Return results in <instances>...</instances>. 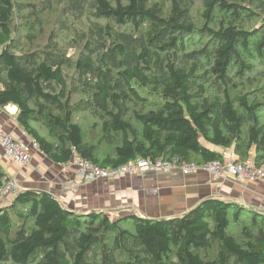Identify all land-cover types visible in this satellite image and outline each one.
Segmentation results:
<instances>
[{
	"label": "trees",
	"instance_id": "trees-1",
	"mask_svg": "<svg viewBox=\"0 0 264 264\" xmlns=\"http://www.w3.org/2000/svg\"><path fill=\"white\" fill-rule=\"evenodd\" d=\"M54 1L0 0V107L17 106L51 161L203 164L232 148L264 164V98L240 88L264 77V0H57L47 32L38 14ZM23 11L33 21L18 35ZM9 177L0 160V190ZM0 264H264V212L211 197L182 215L114 218L19 187L0 203Z\"/></svg>",
	"mask_w": 264,
	"mask_h": 264
},
{
	"label": "crops",
	"instance_id": "crops-1",
	"mask_svg": "<svg viewBox=\"0 0 264 264\" xmlns=\"http://www.w3.org/2000/svg\"><path fill=\"white\" fill-rule=\"evenodd\" d=\"M17 112L18 108L13 104L4 108L0 107V127L29 147L32 162L26 166H31L30 169L33 168V172H36L38 167L42 168V162L45 163L47 170H43V172L46 176H52L50 182L55 185V187L46 189L32 188L46 192H59L57 176L58 173H61L62 168L65 169L72 184L79 188L77 192L76 190H66L67 192L63 194L67 207L76 212L89 213L101 209L108 211L117 209L119 212L114 218L125 213L164 218L182 215L204 199L211 197L235 201L264 212V178L257 181L238 182L235 178L230 177L227 180L215 182L210 181L209 175L205 172L183 174L180 171H173L139 176L122 175L80 184L76 165L71 163L72 161L66 165L54 163L43 152L34 148L33 138H30L16 121ZM217 149L222 153L223 158L240 160L232 148ZM254 153L255 151L252 150L250 158L254 159ZM0 160L10 176L15 175L17 179L21 178V171L17 168L21 169L22 165L6 156L1 147ZM26 175L27 178L28 171H26ZM31 179L33 180V177Z\"/></svg>",
	"mask_w": 264,
	"mask_h": 264
},
{
	"label": "built area",
	"instance_id": "built-area-1",
	"mask_svg": "<svg viewBox=\"0 0 264 264\" xmlns=\"http://www.w3.org/2000/svg\"><path fill=\"white\" fill-rule=\"evenodd\" d=\"M32 145L38 149L37 142L33 139ZM0 146L6 156L16 163L25 166L32 162V155L29 147L16 139L11 134L6 133L0 127ZM77 168V178L79 183L87 184L100 179L115 178L117 176L129 175L139 176L148 173H171L180 171L183 174L205 172L209 175L210 181H224L235 178L238 182L257 181L264 178V164L258 165L254 159L236 160L229 157L214 159L207 163L199 164L182 160L175 157L170 160L164 158H137L118 167H103L88 159L75 157L72 162ZM17 178L10 176L0 190V203L5 202L8 196L14 195L19 190Z\"/></svg>",
	"mask_w": 264,
	"mask_h": 264
},
{
	"label": "rangeland",
	"instance_id": "rangeland-1",
	"mask_svg": "<svg viewBox=\"0 0 264 264\" xmlns=\"http://www.w3.org/2000/svg\"><path fill=\"white\" fill-rule=\"evenodd\" d=\"M30 1V0H28ZM35 1L37 4H40L42 0H33ZM62 7V4L57 2V0L54 1V6L48 10L46 13H42V14H38L39 17H41L40 19V23H39V26L42 25V28L43 29H47V32H49L52 28H54L55 26L58 27V22H56V16L57 14H59L60 12V8ZM201 12V7H200V3H197L196 6L194 7L192 13H193V17L195 20L199 21L200 20V13ZM28 14V13H27ZM26 14V11H23L22 13H19L17 12V14H15V18H14V24L17 25V32L18 35H24L27 33V25L30 24L31 21H33V18L31 19L30 17H28V15ZM50 18L51 21H50ZM255 22V21H254ZM67 37L68 38H73L74 36V33L72 32H67ZM67 38V39H68ZM72 52H76V51H79L78 48H73L72 47ZM262 73H264V68H262L261 70ZM259 74V73H258ZM257 75L253 76V80L250 81V80H245L244 83L241 84L240 88L242 91H245V92H249L250 95H251V98L254 99L255 97H261V98H264V77L262 78H258ZM259 80V81H257ZM213 88L212 87H209V92L211 93V90ZM237 92H234V94H236ZM261 120L264 122V111H262L261 115ZM77 121L82 125L83 129H84V132L86 134V138L87 140H90L91 136L94 135V132L95 133V136H99V134L101 132H99L98 130L99 129H95V124H98L99 121L98 119H96L90 112H83L79 115H77ZM95 130V131H94ZM43 166L42 168L41 167H38V171L36 172H33V168L30 169L31 166H21V169H19L20 167L17 168V170L21 171V178L17 179V182H18V185L20 187H34V188H38V187H42V188H49L52 186L55 187V185L53 183H51L50 181V177H52L51 175H45V172H43V170H47V167H46V164L43 163ZM26 171H28V177L26 178ZM61 173H58V176H57V180H58V185H57V188L59 190V192L56 191L55 192H51L53 193L58 199H61V202L65 205H66V198L65 196H63V194H65V192H67L66 190H79L78 187L74 186L72 184V181L70 180V177H68V173L67 171H65V169H61L60 170ZM31 174H33L34 176H32ZM26 175V176H25ZM24 177V180L23 177ZM30 176L33 177V180L30 178ZM13 177H16L15 175H13ZM66 178V179H65ZM30 181V182H28ZM49 183L50 186H49ZM48 184V186H47ZM70 186V187H69ZM70 188V189H69ZM44 189V190H45ZM81 189V188H80ZM9 198V196H8ZM11 198V197H10ZM63 198V199H62ZM126 210V209H124ZM97 211H104V212H108L109 214H111L110 216L112 217H116L117 216V209L115 210H97Z\"/></svg>",
	"mask_w": 264,
	"mask_h": 264
},
{
	"label": "water",
	"instance_id": "water-1",
	"mask_svg": "<svg viewBox=\"0 0 264 264\" xmlns=\"http://www.w3.org/2000/svg\"><path fill=\"white\" fill-rule=\"evenodd\" d=\"M40 191H41V190H40ZM42 191H43V190H42ZM43 192H46V191H43ZM46 193H48L49 195L55 197V195H54L53 193H51V192H46Z\"/></svg>",
	"mask_w": 264,
	"mask_h": 264
}]
</instances>
